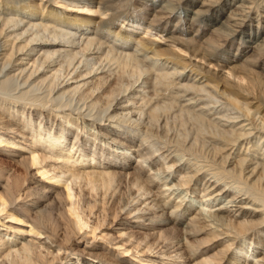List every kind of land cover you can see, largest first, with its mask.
<instances>
[{
    "label": "bare ground",
    "instance_id": "6f19581e",
    "mask_svg": "<svg viewBox=\"0 0 264 264\" xmlns=\"http://www.w3.org/2000/svg\"><path fill=\"white\" fill-rule=\"evenodd\" d=\"M261 5L0 0V264H264Z\"/></svg>",
    "mask_w": 264,
    "mask_h": 264
},
{
    "label": "rangeland",
    "instance_id": "374dc122",
    "mask_svg": "<svg viewBox=\"0 0 264 264\" xmlns=\"http://www.w3.org/2000/svg\"><path fill=\"white\" fill-rule=\"evenodd\" d=\"M261 2H262V3H261ZM263 3H264L263 0H258V1L256 0V4H257V5L260 6V5L262 4L261 7L258 6V8H259L261 11L264 10V9H263V8H264V4H263ZM223 8H224V7H223ZM232 9H234V7H230V6L228 7V6H227L226 8L223 9V12H225L226 14H229L230 11H231ZM129 13H130V11H128V14H129ZM128 14H127V15H128ZM135 15H136V16L138 15L137 18H139L141 14H140V13H135L134 16H135ZM254 23H256V22H254ZM263 25H264V24H263ZM134 258H135V259H138V258H136V257H134ZM145 263H149V262H145Z\"/></svg>",
    "mask_w": 264,
    "mask_h": 264
}]
</instances>
